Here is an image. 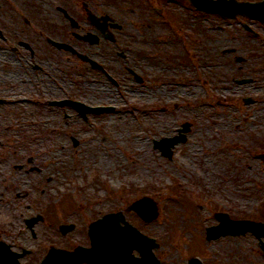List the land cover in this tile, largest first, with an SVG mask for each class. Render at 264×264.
<instances>
[{"label": "rangeland", "instance_id": "rangeland-1", "mask_svg": "<svg viewBox=\"0 0 264 264\" xmlns=\"http://www.w3.org/2000/svg\"><path fill=\"white\" fill-rule=\"evenodd\" d=\"M83 3L122 27L112 31L115 44L92 47L111 78L86 72L45 43L88 51L70 38L60 12L84 21ZM0 31L16 42L0 40V78L13 72L33 83L0 107V240L30 251L22 264H38L51 245L88 242V225L118 212L156 241L160 264H264V239L250 233L205 241L216 213L264 222V161L257 157L264 154L261 21L198 12L178 0H0ZM19 42L38 49L35 58L19 47L6 53ZM34 63L42 69L31 71ZM204 77L229 82L236 93L205 87ZM59 99L111 111L84 119L48 104ZM183 124L190 128L186 141L171 159L163 157L154 141L176 136ZM28 159L42 172L17 170ZM143 197L158 210L149 223L128 210ZM37 215L46 219L30 231L25 221ZM55 219L76 228L63 239Z\"/></svg>", "mask_w": 264, "mask_h": 264}, {"label": "water", "instance_id": "water-1", "mask_svg": "<svg viewBox=\"0 0 264 264\" xmlns=\"http://www.w3.org/2000/svg\"><path fill=\"white\" fill-rule=\"evenodd\" d=\"M188 1L199 10L218 12L226 16L243 13L251 18H257L264 22V1L257 4L237 3L236 0ZM56 46L58 48L68 49V47L62 45L56 44ZM65 103L72 104L82 115H85L87 112L98 113L102 110H107L86 108L79 103L73 102L59 104ZM187 131L188 126L184 125L179 136L171 139H162L160 142L155 143V148H158L163 155L171 157V148L177 143L185 141V136L182 133H186ZM130 209L136 211L147 222L153 220L157 215L155 204L148 198L135 202ZM216 218L220 224L207 230L208 240L218 238L222 235H238L246 232H251L257 238L264 237V224L262 223L232 221L223 214L216 215ZM120 222H123L125 226L121 227L119 225ZM89 236L91 240L90 249L77 248L73 253L52 249L41 264H80V259L83 257L93 258L92 264H158L151 253V249L156 247L154 241L141 235L125 223L121 214L107 215L92 224L89 228ZM108 248L114 251L115 254L102 252ZM262 248L264 250V246ZM4 249L2 250L3 252H0V264H18L15 256L7 254ZM132 249L139 250L141 255L140 259L133 258L131 255ZM120 255L125 256V261H123Z\"/></svg>", "mask_w": 264, "mask_h": 264}, {"label": "flooded vegetation", "instance_id": "flooded-vegetation-1", "mask_svg": "<svg viewBox=\"0 0 264 264\" xmlns=\"http://www.w3.org/2000/svg\"><path fill=\"white\" fill-rule=\"evenodd\" d=\"M82 7H83L82 15L84 17V21H82L78 18L76 20H73L68 16V14L65 11L60 10V12H61L62 17L64 18V20L66 21V23L68 24V26L71 29V31L69 33L70 38H72V40H75L76 42L81 43L82 45L86 46L88 51L87 52H81L74 46H71L72 50H62V51L67 52L70 55V57H68L67 60H70L71 62L75 63V65L77 63H79L78 65H82V67H84L82 69L86 70V72L93 73V74L94 73H96V74L101 73V74L105 75L107 78H111L108 75L105 68L103 67V63H101L96 58L97 52L95 53L94 52L95 50L92 47L98 46L100 44L101 40H103V42L115 44L116 40L110 41L108 39V37L112 39L111 31L113 30V28L115 26V22L113 20H110L109 18L106 19V17H104L106 15H97V13L95 11L89 9L87 7V5L84 6L82 4ZM89 12L96 16V18H94V20H95L94 22L90 21V17H89L90 13ZM85 23L88 25V29H85V27L83 26V24H85ZM92 23H94V24H92ZM92 30H94L95 32ZM96 32L99 35H97ZM89 33L96 34L99 37V40L96 44H91V42H90L91 40H84L83 39ZM0 40L4 43H7V44L8 43H11V44L16 43L13 40L7 41V39H4L1 36V31H0ZM45 43L49 47L55 48L56 50H61V49H58L57 47H55L51 43V40H49V39H46ZM16 47L23 48L26 51H29L30 55L28 57L31 59L35 58L36 51H39L38 49H35V50L31 49V47L26 43L19 42V43H17V46L16 45H9L8 50H6V53H10L13 55L18 50ZM2 51H3V53H5L4 49H2ZM107 54H109L107 58H111V56H110L111 55V49L109 48V46H108V53ZM81 55L87 56V58L89 60L96 62L100 67L93 65L89 60H86L85 58L81 57ZM118 55L122 59L126 58L125 54H118ZM12 63L13 62H10V64H12ZM44 63L46 64V62H44ZM41 65H43V64L41 63ZM41 65L35 64V63L31 64L30 69H31V71H34V72L39 71L42 69ZM132 69L135 70L136 68H132ZM127 71L135 79V77L132 74L131 69H128V67H127ZM4 77L5 78H0V107H2V108L7 107L6 105L10 102V100L8 98H10L14 92L16 93L18 91V89H22L23 92L26 93V92L31 91L32 90L31 87L33 86V83H32L30 78H26L24 80H19L18 75L14 74L13 72L9 73L8 75H6ZM34 80H35V82H37L39 84V86H42V84H41L42 81L36 79L35 77H34ZM7 82H9V83L7 84ZM59 100H63V99H59ZM48 104L51 105V103H48ZM32 161H33V159L27 160V164H29L28 166H31V167H27V164L26 165H20V166L16 167L17 170L26 171L27 174H28V172H34V171L37 173H41L42 172L41 169L32 166V164H33ZM44 213H45V211H44ZM45 219L46 218L44 215L43 220L45 221ZM43 220H42V222H43ZM22 250H23V248H22Z\"/></svg>", "mask_w": 264, "mask_h": 264}, {"label": "bare ground", "instance_id": "bare-ground-1", "mask_svg": "<svg viewBox=\"0 0 264 264\" xmlns=\"http://www.w3.org/2000/svg\"><path fill=\"white\" fill-rule=\"evenodd\" d=\"M216 65H217V63H216ZM229 77V79L232 77L231 75H229L228 76ZM202 81H204V85H205V87H207V86H211V87H214V88H216V89H221V90H227L228 92H230L231 94H235L236 93V90H237V88L235 87V86H233L232 84H230L229 82H222V81H218V82H216V83H209V80L208 79H206L205 77L203 78V80ZM254 85H256V84H260L259 83V81H257V82H255V83H253ZM190 86V85H189ZM197 89H195V91H196Z\"/></svg>", "mask_w": 264, "mask_h": 264}]
</instances>
